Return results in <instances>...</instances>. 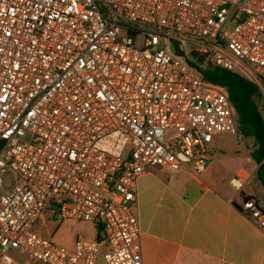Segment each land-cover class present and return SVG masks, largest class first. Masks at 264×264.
Listing matches in <instances>:
<instances>
[{"label":"built area","instance_id":"obj_1","mask_svg":"<svg viewBox=\"0 0 264 264\" xmlns=\"http://www.w3.org/2000/svg\"><path fill=\"white\" fill-rule=\"evenodd\" d=\"M175 42L205 51L193 64ZM206 66L248 79L264 103V0H0V264H21L13 251L27 264H141L138 178L199 175L214 135L239 137ZM240 208L264 233L257 202ZM46 213L99 224L100 237L56 245L32 231Z\"/></svg>","mask_w":264,"mask_h":264},{"label":"crops","instance_id":"obj_2","mask_svg":"<svg viewBox=\"0 0 264 264\" xmlns=\"http://www.w3.org/2000/svg\"><path fill=\"white\" fill-rule=\"evenodd\" d=\"M228 135H214L199 175L187 167L170 173L153 166L138 178L141 264H264V233L240 208L252 198L264 212L258 166L249 156L251 145L241 158L227 155ZM234 179L239 189L230 185Z\"/></svg>","mask_w":264,"mask_h":264},{"label":"trees","instance_id":"obj_3","mask_svg":"<svg viewBox=\"0 0 264 264\" xmlns=\"http://www.w3.org/2000/svg\"><path fill=\"white\" fill-rule=\"evenodd\" d=\"M202 78L206 85L227 95L236 115L239 137L251 140L249 156L258 166L256 178L264 188V116L259 110L261 98L256 86L237 73L212 66L203 68ZM95 229L99 239L101 226L97 224Z\"/></svg>","mask_w":264,"mask_h":264},{"label":"rangeland","instance_id":"obj_4","mask_svg":"<svg viewBox=\"0 0 264 264\" xmlns=\"http://www.w3.org/2000/svg\"><path fill=\"white\" fill-rule=\"evenodd\" d=\"M181 49L188 61L193 64H196L198 61L193 52L205 51L204 48L192 42H182ZM258 106L262 116H264V103L259 101ZM223 142L229 147L227 155H234L238 158H241L247 148L251 145L250 140L242 139L236 135L226 136ZM3 182L5 188L10 187L11 182L8 174L3 175ZM44 218V222L37 220L34 223L32 231L42 235L46 239L51 240L53 243L61 247L71 249L78 240L92 241L96 238L95 224L92 222L72 220L60 221L57 220V217H55L54 220L51 218L50 213H46ZM11 256L18 260L21 264H27L24 254L13 251L11 252Z\"/></svg>","mask_w":264,"mask_h":264},{"label":"water","instance_id":"obj_5","mask_svg":"<svg viewBox=\"0 0 264 264\" xmlns=\"http://www.w3.org/2000/svg\"><path fill=\"white\" fill-rule=\"evenodd\" d=\"M172 48L174 50V53L179 56H183V52L179 49L178 42H175L172 44Z\"/></svg>","mask_w":264,"mask_h":264}]
</instances>
